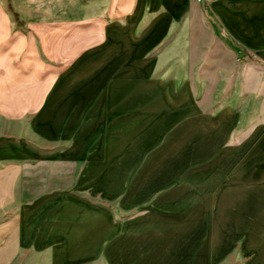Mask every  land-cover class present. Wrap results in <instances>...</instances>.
I'll use <instances>...</instances> for the list:
<instances>
[{"label": "crops", "instance_id": "obj_1", "mask_svg": "<svg viewBox=\"0 0 264 264\" xmlns=\"http://www.w3.org/2000/svg\"><path fill=\"white\" fill-rule=\"evenodd\" d=\"M203 2L217 23L222 37L242 48L248 56L264 67V0ZM190 6L191 0H135L134 9L124 25L114 22L106 26L108 37L99 44L100 51L93 55L99 56L103 61L118 62L114 68L115 71L119 70L115 72L116 82H122L124 87L117 91L116 95L123 91L127 96L124 100L118 97L96 113L92 112V104L84 105L82 108L88 109L86 111L89 116L87 119L79 116L71 129H66L68 120H63V127L51 133L42 127L39 121L40 109L53 85L45 90L40 89L38 101L29 105L30 109L36 110L34 115L26 114L29 106L23 111L20 107L13 110L0 106V120L8 122L6 125L0 123V187L4 188V195L9 198L12 197L10 172L13 167H25L27 162L42 158L51 148L52 151L61 152L63 157H89L73 193L59 191L52 196L41 197L34 205L23 208L17 215L3 217L2 220L9 225V229L14 222L13 233L20 247L34 252H47L45 261L49 264H68L88 258L87 255L71 260L63 257L66 261L58 262L57 253L66 252L67 248L75 253L74 247H77L78 253L102 252L106 263L114 264L106 256L109 242L126 232V223L133 221L132 234L144 233L152 228L151 219L141 222L142 217L149 214L150 210L162 215L177 211L182 214V210L187 211L189 197L195 196L196 203L202 205L205 196L207 198L209 195L207 202L211 215L207 228L208 255L204 263H218L238 243L243 258L241 264H264V124L259 125L256 130V127L251 129L242 143L225 150H220L219 147L221 123L213 128L210 141L206 143V151L197 143V146L188 143L193 137L197 142L204 140L193 120H241L244 117L231 106L223 107L214 114L197 112L188 86L180 85L187 75L188 25L184 13ZM194 7L201 8L200 5ZM146 11L152 16L147 19L141 35L136 37L137 25ZM179 20L181 29L174 35L173 46L158 57V65L174 57L178 58L175 79L166 83L162 80L154 81L151 77L155 62L144 61L142 56L163 36L172 33ZM55 39L56 36L53 41L50 40L52 44ZM120 61H125V67ZM169 69L168 67L162 78ZM21 87L16 88L15 92L12 91L16 95L19 94L18 98L20 94L23 95ZM117 87L118 84L115 88ZM101 93L107 96L108 91L102 88L96 98L100 99ZM127 98H130V104L123 102ZM257 106L260 109L258 113L252 111L244 120H264V102H254V107ZM75 108L77 107L73 105L69 112ZM104 108H110L116 116L112 129L107 127L109 122H102L100 118L95 117ZM125 111L131 113L126 114ZM123 120L131 123L130 132L138 126L140 129L144 126L146 128L137 143L129 141V150L120 153L118 145L121 146V140L126 139L130 133H124L125 129L121 127ZM10 122H13V125H9ZM88 123L92 126L99 125L100 128L85 140L79 133L82 126ZM228 123L230 125V122ZM170 128V134L163 139L159 148L146 158L141 172L175 137L183 135L181 149L174 160L169 164L166 162L157 172L153 170L152 174L146 177L140 172L135 182L124 183L126 167L138 164L145 150L159 143L164 132ZM19 129L21 133L12 135ZM111 134L117 137L114 139V148L112 144L104 143ZM92 140H96L97 144L90 150ZM192 145L195 148L189 149ZM195 164L200 167L210 164V168L195 170L198 174L196 180L190 181L188 173L194 169L190 166ZM225 172L231 173L230 177H223ZM180 177H185L186 180L180 181ZM172 183L174 185L170 186L159 200L151 203L147 212L122 221H116L113 213L97 200L109 202L122 195L118 201L119 208L115 210V216L120 217L130 208L141 205L156 187ZM124 197L130 199L125 201ZM213 219L217 220L218 228H222L226 234L230 231L229 234L234 238L229 243L226 242L225 236H220L219 241H216L219 236L216 235ZM213 252H216L214 257Z\"/></svg>", "mask_w": 264, "mask_h": 264}, {"label": "rangeland", "instance_id": "obj_2", "mask_svg": "<svg viewBox=\"0 0 264 264\" xmlns=\"http://www.w3.org/2000/svg\"><path fill=\"white\" fill-rule=\"evenodd\" d=\"M191 2L192 6L184 13L188 25L187 75L180 85L188 86L197 112L214 114L223 107L231 106L242 115L241 117H244L241 120H193L204 140L197 142L193 137L188 143L196 146L198 144L206 151V143L210 141L213 128L221 123L219 147L220 150H225L239 145L246 138L247 133L264 124V120H244L252 111L258 113L260 110L258 106L254 107V102H264V67L248 56L242 48L222 37L217 23L205 8L203 0H191ZM134 5L135 0H0V106L13 110L20 107L19 109L23 111L26 106L38 101L41 95L40 89L45 90L53 85L39 112L42 127L53 133L61 128L63 120H68L66 129L69 130L77 123L79 116L87 119L88 109L82 108L86 104H92V112L96 113L118 97L124 100L127 96L125 92L121 91L116 95V92L124 87L122 82H116L115 72L119 70L115 71L114 68L118 62L100 60L99 56L93 53L100 51L99 44L108 37L106 26L114 22L124 25ZM194 5H200L201 8H195ZM14 13L24 26L16 25ZM150 16L152 14L146 11L141 17L136 28V37L141 35ZM180 23L179 20L172 33L163 36L142 56L144 61L155 62L151 77L154 81L162 80L166 83L175 79L179 65L178 58L174 57L158 65V57L173 46L174 35L181 29ZM55 36L56 39L52 44L50 40L53 41ZM119 63L125 67V61ZM168 67L169 71L162 78ZM117 84L118 87L115 88ZM19 86H22L23 95L20 94L18 98L19 94L16 95L12 91L15 92ZM102 88L107 89V96L101 93V98L98 99L97 93ZM15 97L18 98L19 103ZM123 102L130 104V98ZM73 105L77 108L70 113L69 110ZM30 108L29 106L26 110L29 116L36 112L35 109ZM112 112L110 108H104L95 117L100 118L102 122L103 120L109 122L107 127L112 129V122L116 117ZM125 112L127 114L130 111ZM1 122L4 125L8 123L6 120H0ZM121 122H123L121 127L125 129L124 133H129L131 123L127 120ZM10 123L9 125H13V122ZM98 127L99 125L84 124L79 136L87 140L96 133L100 128ZM145 128L146 126L140 129L138 126L131 130L127 138L121 140L123 144L118 145L121 151L119 152L128 151L132 141L134 144L137 143ZM20 129L12 135L21 133ZM171 130L170 128L164 132L159 143L145 150L138 164L126 167L124 183L135 182L148 155L159 148ZM258 131L259 129L256 132ZM115 138L116 135L111 134L104 143L112 144L114 148ZM174 139L153 158L147 168H144L141 172L143 177L152 174L153 170L157 172V169L166 162L169 164L179 154L183 135H178ZM95 143L97 144L96 140L91 141L90 150L95 148ZM194 145L189 149L195 148ZM88 159V156L63 157L61 152L52 151L51 148L42 158L27 162V166L13 167L10 172L12 197L4 195L5 190L0 187V264H49L45 261L47 252H34L20 247L13 233L14 222L9 229V225L2 219L9 215H17L23 208L34 205L41 197H49L59 191L73 193ZM209 165L190 166L194 169L188 173L189 180L195 181L198 175L195 170L208 169ZM230 175L231 173L228 172L222 174L223 177ZM184 178L180 177L179 180H186ZM172 185L174 183L156 187L141 205L130 208L120 217L115 216V210L119 208L118 201L122 195L109 202L97 200L113 213L116 221H122L147 212L151 203L159 200ZM208 198L209 195L207 198L205 196L204 204L200 205L196 203L195 196L189 197L187 211L182 210L184 211L182 214L177 211L162 215L150 210L149 214L142 217L141 222L151 219L152 228L141 234H132L133 221L126 223L124 225H127L126 232L109 242L107 258L114 264H205L208 255L207 228L211 215ZM127 199L130 198L124 197L125 201ZM185 212L187 214H184ZM213 221L216 225V235L219 236V238L215 237L218 238L216 241H219L220 236H225L226 242L229 243L234 238L229 234L230 231L226 234V231L218 228L217 220L213 219ZM74 249L75 253L68 248L66 252L57 253L58 262L87 255L86 259L68 264H107L102 252L85 254L76 252L77 247ZM240 251L237 243L216 264H241L243 258ZM215 253L213 252V257ZM63 257H66V260H63Z\"/></svg>", "mask_w": 264, "mask_h": 264}, {"label": "trees", "instance_id": "obj_3", "mask_svg": "<svg viewBox=\"0 0 264 264\" xmlns=\"http://www.w3.org/2000/svg\"><path fill=\"white\" fill-rule=\"evenodd\" d=\"M14 17H15V20H16V25L24 26V23L18 20L16 13H14Z\"/></svg>", "mask_w": 264, "mask_h": 264}]
</instances>
